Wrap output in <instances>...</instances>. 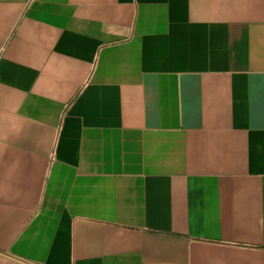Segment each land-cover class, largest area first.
Returning <instances> with one entry per match:
<instances>
[{"label":"crops","instance_id":"1","mask_svg":"<svg viewBox=\"0 0 264 264\" xmlns=\"http://www.w3.org/2000/svg\"><path fill=\"white\" fill-rule=\"evenodd\" d=\"M0 264H264V0H0Z\"/></svg>","mask_w":264,"mask_h":264}]
</instances>
